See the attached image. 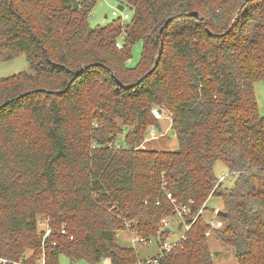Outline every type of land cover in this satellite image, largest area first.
<instances>
[{
  "label": "trees",
  "instance_id": "obj_1",
  "mask_svg": "<svg viewBox=\"0 0 264 264\" xmlns=\"http://www.w3.org/2000/svg\"><path fill=\"white\" fill-rule=\"evenodd\" d=\"M96 1L0 0V56L23 54L32 70L0 79V258L214 264L213 231L237 264H264V116L253 89L264 81V0H121L128 25L93 28ZM157 107L176 150L141 147ZM212 197L224 229L202 217ZM176 215L183 235L163 249L171 229L161 220ZM120 232L153 239L156 263L121 247Z\"/></svg>",
  "mask_w": 264,
  "mask_h": 264
},
{
  "label": "rangeland",
  "instance_id": "obj_2",
  "mask_svg": "<svg viewBox=\"0 0 264 264\" xmlns=\"http://www.w3.org/2000/svg\"><path fill=\"white\" fill-rule=\"evenodd\" d=\"M118 5L123 6V11L120 12L117 9ZM112 12H118V17H112ZM133 17L132 10L123 4L121 0H97L94 9L89 18V24L93 28L104 26L112 21L116 20H128ZM124 35L119 36V41L123 42ZM142 52V44L139 42L132 48V58L127 62L128 67H135L140 62V56ZM32 73L29 63L25 55L21 54L13 59H5L0 56V79L10 78L20 73ZM257 108L259 114L264 116V81L255 82L253 85ZM161 128V131L158 129ZM150 131H153L151 135ZM142 148L154 149V150H176L178 145L171 129V120L169 114L164 111V117L159 120L158 127H151L145 135V141L142 143ZM214 174L217 179H223V186L230 188L234 183V177L230 176L226 168L220 162L215 164ZM207 210H204L202 217L205 221L214 222V229H224L227 225L225 218L216 215L217 211L224 212L222 200L220 198L212 197L207 202ZM171 232L166 236V240L169 244H174L183 235V228H178L181 224V218L176 215L169 218ZM43 222L38 219V223ZM39 230H44V225L39 224ZM207 242L210 252L212 253V259L214 264H237L235 258L234 249L223 244L213 231L208 232ZM118 243L121 247H133L136 251L137 257L152 258L157 256L159 252L158 245L152 243L147 246L134 245L131 243V236L128 232H120L118 234ZM215 254H217L215 256ZM69 260L63 256L59 257L58 264H69Z\"/></svg>",
  "mask_w": 264,
  "mask_h": 264
},
{
  "label": "built area",
  "instance_id": "obj_3",
  "mask_svg": "<svg viewBox=\"0 0 264 264\" xmlns=\"http://www.w3.org/2000/svg\"><path fill=\"white\" fill-rule=\"evenodd\" d=\"M111 15H112V17H118L119 14H118V12H112ZM116 47L121 49L123 47V44L121 42H118L116 44ZM152 114H153L154 118L159 121V120H161L164 117V110L157 107V108H154L152 110ZM150 132H151L150 134L153 135L154 132L153 131H150ZM144 203L146 204V201ZM156 204L159 205V202H156ZM185 211H186V209L183 208L182 212H185ZM42 224L44 225V230H42L43 233H42L41 236H42V240L45 241V240L50 238L51 231H50V229L48 227V223L46 221L40 222V225H42ZM169 224H170L169 220H167V219H162L161 220L162 227L167 228L169 226ZM209 225L211 227H214V222L210 221ZM188 228L189 227L186 226V229H188ZM61 233H64V232L62 231ZM70 239H72V237ZM131 243L134 244V245L147 246V245H150L152 243H155V241L153 239L143 238V237H141L139 235H132L131 236ZM171 247H172V245L169 244L168 242H164L163 246H162L163 249H170ZM157 256H158V254H157ZM157 256H154V257H157ZM154 257L148 259V262L156 263V260H154ZM0 264H30V263H27L25 259H20V260H18L16 262H12V261L0 258ZM35 264H45V256H44V254L39 256V258L37 259V262ZM69 264H72V263H69ZM79 264H86V263H79ZM99 264H108V263L106 261H101ZM137 264H141V261H139Z\"/></svg>",
  "mask_w": 264,
  "mask_h": 264
},
{
  "label": "water",
  "instance_id": "obj_4",
  "mask_svg": "<svg viewBox=\"0 0 264 264\" xmlns=\"http://www.w3.org/2000/svg\"><path fill=\"white\" fill-rule=\"evenodd\" d=\"M117 9L120 11V12H122L123 11V6L122 5H118L117 6ZM187 17H194V18H198L199 17V14L197 13V12H190V13H187V14H185ZM173 20V18H168L165 22H164V24H163V26L161 27V29H160V31H159V34L161 35L162 33H163V31H164V29L167 27V25L171 22ZM199 20H200V22H203L204 21V19L201 17V18H199ZM128 23H129V21L128 20H124L123 21V24H124V26H127L128 25ZM208 34H211L210 33V31H208ZM158 64V59L156 60V62H155V66ZM152 72V70H150L149 72H148V74H150ZM147 74V75H148ZM112 78H113V80L116 82V84L117 85H119V86H121V83L114 77V75H112ZM159 131H161V128H159ZM216 215L217 216H219V217H222V218H227V213H225V212H222V211H217L216 212ZM165 232H168V229L166 228L165 229ZM163 252H164V250H163ZM217 254H215V256H216Z\"/></svg>",
  "mask_w": 264,
  "mask_h": 264
}]
</instances>
